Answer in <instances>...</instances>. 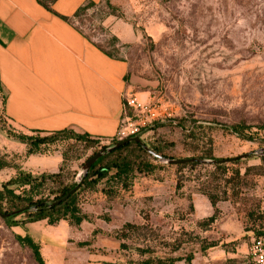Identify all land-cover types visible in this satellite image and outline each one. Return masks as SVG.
Masks as SVG:
<instances>
[{"label":"rangeland","instance_id":"obj_1","mask_svg":"<svg viewBox=\"0 0 264 264\" xmlns=\"http://www.w3.org/2000/svg\"><path fill=\"white\" fill-rule=\"evenodd\" d=\"M73 24L126 61L131 88L126 97L158 108L160 124L140 136L145 148H157L164 157L158 156L172 160L205 152L213 160L239 158L224 164L223 174H213L207 165L178 169L155 160L158 167L151 174L135 175L127 190L117 187L110 196L102 193V181L78 193V208L88 219L78 226L28 223L19 215L13 220L23 224L7 227L0 219V264H35L15 242V235L25 234L39 247L44 264H138L176 257L180 261L174 264H248L247 240L264 232V132L259 130L264 125V0H101ZM232 125L246 128L241 137L226 129ZM16 134L22 133L2 117L0 96V160L6 165L0 186L16 169L33 177L60 169L63 185L75 183L83 163L110 143L55 138L32 155L65 161L54 173H30L22 169L27 147L19 152ZM232 170L239 174L238 192L228 196L227 191L213 209L205 194L220 196L230 186L223 180ZM47 188L33 199L50 201ZM126 223L138 229L115 239ZM120 243L127 248L120 249ZM136 248L147 252L140 256Z\"/></svg>","mask_w":264,"mask_h":264},{"label":"crops","instance_id":"obj_2","mask_svg":"<svg viewBox=\"0 0 264 264\" xmlns=\"http://www.w3.org/2000/svg\"><path fill=\"white\" fill-rule=\"evenodd\" d=\"M87 2L101 0H55L50 12L36 0H0L1 114L12 130H67L106 142L114 136L123 96L131 92L128 66L74 26ZM17 146L24 152V144ZM25 160L22 169L30 173H54L62 161L57 155Z\"/></svg>","mask_w":264,"mask_h":264},{"label":"trees","instance_id":"obj_3","mask_svg":"<svg viewBox=\"0 0 264 264\" xmlns=\"http://www.w3.org/2000/svg\"><path fill=\"white\" fill-rule=\"evenodd\" d=\"M55 0H36V3L44 8L46 11L50 12V5ZM93 4L87 2L86 5L80 7L76 13L74 14V19L78 16L80 12H82L85 8L92 7ZM127 79V76L124 78ZM1 96V104H2V95ZM160 123H154L152 126L147 128L144 131L152 129L155 125ZM230 133L241 137L242 131L246 129L241 125H232L226 128ZM259 130L264 132V125L259 127ZM39 135H43L39 137ZM67 137L75 142H82L84 144L89 143V139L85 135L75 134L71 131L61 130L46 134H39V132H34L33 135H23L16 134L14 137L20 143L24 144L27 147L26 155H32L36 151L39 150V147L50 143L52 140L58 137ZM139 138V135L136 136ZM118 142H110L109 145L116 144ZM106 146H102L100 149ZM151 152L163 156L160 150L157 148H151ZM97 153V152H95ZM93 153V154H95ZM92 154V155H93ZM191 158H194L192 156ZM198 159H210V152H205L201 156L197 157ZM65 161V158L62 156V163ZM155 160L151 158L143 149L140 144L136 143H127L118 149H114L105 155L99 157L88 169L87 173L82 177L79 188L70 196H68L63 202L59 203L57 206H49L52 202L59 200L63 196H65L74 186L75 183L72 182L68 185H63L60 181V169L55 174H42L38 177H33L29 173L23 172L19 169H16V173L14 177L7 180L0 186V214H13L18 212V214L3 219V223L7 227H18L21 226L22 222H16L13 219L19 215H25L28 223L35 221L45 220L48 225H54L59 221H66L73 226H78L82 221H88L87 217L81 214L78 204H77V195L79 192L83 190H90L94 188L96 185L104 182L105 190L102 189V193L106 196L113 195L116 191L117 187L121 190H127L130 186L131 180L135 175H148L151 174L158 166L153 164ZM261 163L264 165V156L260 157ZM234 164V163H232ZM199 164H184L175 166L178 169H182L185 167L194 168ZM6 167L4 162L0 160V169ZM212 168V173H225L226 166L224 164L221 165H213L210 166ZM214 179V178H213ZM239 174L238 171L232 170L231 175L228 179L223 180L225 185L230 184L229 188L223 189L220 193V196L217 194L206 193L205 196L210 204V206L214 209L215 203L221 199V197L227 196L226 193L229 191L228 196H234L238 192V183ZM47 182L49 184H47ZM50 185H56L53 189L50 188ZM49 186V187H48ZM48 187V188H47ZM48 189V193L53 195L50 201L38 198L33 199V196L39 194L40 190ZM50 189V190H49ZM17 191V194L15 192ZM33 208L32 211H28V209ZM215 212V210H214ZM214 220V215L206 218V223H211ZM138 227L132 224H124L119 231L115 233L114 238L117 240H123L127 237V234L131 231L137 230ZM262 233V232H261ZM260 234L256 233L255 235ZM15 242L25 247L30 253L32 260L35 264H44L42 257L39 252V247L34 244L27 234L20 236H14ZM213 244L207 245V247H213ZM120 249H126L127 246L123 243L119 244ZM205 248L201 249V252L204 251ZM138 255L142 256L147 252V249H139L136 248ZM191 260L190 256H188L185 261L189 263ZM180 261V258H146L138 262V264H174ZM132 264V263H130Z\"/></svg>","mask_w":264,"mask_h":264},{"label":"built area","instance_id":"obj_4","mask_svg":"<svg viewBox=\"0 0 264 264\" xmlns=\"http://www.w3.org/2000/svg\"><path fill=\"white\" fill-rule=\"evenodd\" d=\"M130 98V99H129ZM125 108L131 115H127ZM124 113L114 136L108 142H121L127 138L142 135L154 123L161 122L162 116L153 102H139L134 96H123ZM246 258L248 264H264V232L249 236Z\"/></svg>","mask_w":264,"mask_h":264},{"label":"water","instance_id":"obj_5","mask_svg":"<svg viewBox=\"0 0 264 264\" xmlns=\"http://www.w3.org/2000/svg\"><path fill=\"white\" fill-rule=\"evenodd\" d=\"M136 143V144H140L142 146V149L154 160H157L159 162H165L168 165H172V166H177V165H184V164H192V163H196L199 165H207V166H213V165H221V164H226V163H232L235 160H237L239 157H234V158H228V159H217V160H206V159H198V158H182V159H176V160H172V159H167V158H163L160 157L154 153L151 152V150L145 148L143 146V144L140 141V138L138 137H130L127 138L121 142H118L116 144H112V145H108L104 148H102L100 151H98L97 153L91 155L82 165V172L81 174H79L77 176V180L75 181V186L62 198H60L57 201L52 202L49 206H57L59 203L63 202L68 196L72 195L78 188L79 185L81 183V179L82 177H84V175L87 173L88 169L90 168V166L102 155H105L106 153H109L110 151L114 150V149H118L119 147L127 144V143ZM33 208L28 209V211H32ZM18 214V212H15L13 214H0V219H6L8 217L14 216Z\"/></svg>","mask_w":264,"mask_h":264}]
</instances>
